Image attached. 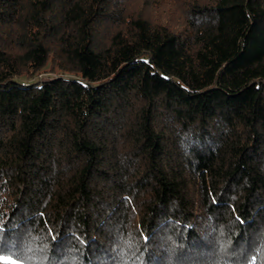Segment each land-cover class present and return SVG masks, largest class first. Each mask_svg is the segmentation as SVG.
<instances>
[{"label":"trees","instance_id":"trees-1","mask_svg":"<svg viewBox=\"0 0 264 264\" xmlns=\"http://www.w3.org/2000/svg\"><path fill=\"white\" fill-rule=\"evenodd\" d=\"M176 1L0 0V254L264 264V0Z\"/></svg>","mask_w":264,"mask_h":264},{"label":"rangeland","instance_id":"rangeland-1","mask_svg":"<svg viewBox=\"0 0 264 264\" xmlns=\"http://www.w3.org/2000/svg\"><path fill=\"white\" fill-rule=\"evenodd\" d=\"M176 0H130V10L141 14L153 22L168 23L172 29H178L185 17L182 15L183 9ZM48 74H39L36 80H49ZM10 261L15 259L6 256ZM3 264V262H0Z\"/></svg>","mask_w":264,"mask_h":264},{"label":"snow or ice","instance_id":"snow-or-ice-1","mask_svg":"<svg viewBox=\"0 0 264 264\" xmlns=\"http://www.w3.org/2000/svg\"><path fill=\"white\" fill-rule=\"evenodd\" d=\"M0 253H2V249H0ZM9 255H12L11 253H9ZM0 262H3V264H23L22 261H10L8 260V258L3 255V254H0Z\"/></svg>","mask_w":264,"mask_h":264},{"label":"water","instance_id":"water-1","mask_svg":"<svg viewBox=\"0 0 264 264\" xmlns=\"http://www.w3.org/2000/svg\"><path fill=\"white\" fill-rule=\"evenodd\" d=\"M47 81H49V80H43L42 82H47Z\"/></svg>","mask_w":264,"mask_h":264}]
</instances>
